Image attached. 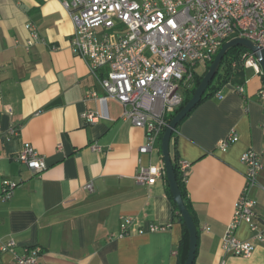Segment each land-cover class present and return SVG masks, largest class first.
I'll return each mask as SVG.
<instances>
[{
    "label": "crops",
    "instance_id": "obj_1",
    "mask_svg": "<svg viewBox=\"0 0 264 264\" xmlns=\"http://www.w3.org/2000/svg\"><path fill=\"white\" fill-rule=\"evenodd\" d=\"M28 24L40 37L30 49ZM73 34L62 0H0V197L5 181L18 184L9 200L0 198V239H14L16 253L39 247L40 264H177L183 227L168 196L166 172L152 186L135 180L140 167L163 166L160 143L157 152L140 154L146 133L124 118L114 100H108L105 118L94 124L83 119L102 109L87 95L105 92L73 54ZM263 85L254 73L243 96L224 86L223 98L196 107L171 145V154L189 164L186 191L198 223L194 264H264V243L254 240L245 223L236 236L256 245L252 257L225 255L221 248L244 186L241 156L250 149L263 164L252 196L264 230ZM11 128L17 136L7 135ZM232 131L238 142L219 150ZM25 144L45 158L44 172L34 174L18 161ZM127 217L135 226L119 238ZM152 225L166 229L151 233ZM0 264H17L14 253L2 254Z\"/></svg>",
    "mask_w": 264,
    "mask_h": 264
},
{
    "label": "built area",
    "instance_id": "obj_2",
    "mask_svg": "<svg viewBox=\"0 0 264 264\" xmlns=\"http://www.w3.org/2000/svg\"><path fill=\"white\" fill-rule=\"evenodd\" d=\"M62 5L74 25L72 52L86 62L105 92L103 97L95 92L87 95L86 98L98 101L102 109L86 113L83 119L94 124L106 117L108 100L118 102L124 118L146 133L140 154L158 151L157 145L167 127L166 115L180 108L185 92L194 87L198 69L206 70L224 44L241 38L264 51V0H62ZM27 28L30 38L26 46L30 49L40 37L32 24ZM260 62L250 51L239 58L245 72L252 69L263 79ZM236 65L233 62L232 67ZM101 72L103 76H99ZM248 83L245 76L243 84L233 85L234 92L243 96ZM215 96L223 98L220 91ZM258 98L264 103V85ZM7 135L17 136L18 129H9ZM238 140V133L232 131L218 144V149L226 152ZM17 159L34 174L47 169L45 158L31 144L23 146ZM241 162L246 167L244 186L221 248L225 255L249 259L256 245L240 240L236 231L245 223L254 240L264 243L257 201L252 196L263 164L260 155L251 149L243 153ZM178 167L186 181L189 164L178 161ZM164 172V164L140 167L135 180L140 185L152 186ZM17 187L18 184L5 181L0 198L9 200ZM86 189L91 192L92 185ZM134 226L133 218L122 219L118 237L129 235ZM165 229L152 225L149 231ZM138 233L144 234L145 230L139 229ZM17 248L14 239H0V257L11 252L17 264H40L39 247H24L21 253H16Z\"/></svg>",
    "mask_w": 264,
    "mask_h": 264
},
{
    "label": "water",
    "instance_id": "obj_3",
    "mask_svg": "<svg viewBox=\"0 0 264 264\" xmlns=\"http://www.w3.org/2000/svg\"><path fill=\"white\" fill-rule=\"evenodd\" d=\"M242 47L247 49L248 51L257 55L258 58L261 59L260 65L262 67L264 73V51L260 50L259 47L246 39H234L222 46L219 53L217 54L214 62L209 67L207 74L204 76L200 85L196 88L192 98L188 101V103L183 107V109L173 118L171 123L167 126L162 141V156L164 162V169L166 172L167 181L169 184V189L171 191L173 201L178 207L179 213L183 218V221L186 225V228L189 233V251L187 255V259L185 264H194L196 259V252L198 247V229L197 226L186 206L184 198L182 196L179 184L176 179V174L174 170V166L171 160L170 153V143L173 133L176 131L177 127L181 124V122L194 110L197 105L201 102L203 96L207 92L214 78L218 74L222 62L227 55V53L235 48ZM263 84H264V75H263Z\"/></svg>",
    "mask_w": 264,
    "mask_h": 264
},
{
    "label": "trees",
    "instance_id": "obj_4",
    "mask_svg": "<svg viewBox=\"0 0 264 264\" xmlns=\"http://www.w3.org/2000/svg\"><path fill=\"white\" fill-rule=\"evenodd\" d=\"M248 50L242 47H238L235 49L230 50L227 55L225 56L221 68L218 72V74L216 75V77L214 78L213 82L211 83L210 87L208 88L207 92L205 93V95L203 96L201 102L197 105V107L202 104L205 100H207L208 98H211L213 96H215L224 86L228 85V84H232V85H240L244 83L245 80V71L241 65V63H239V58L240 56L247 52ZM219 53V52H218ZM216 58V57H215ZM233 62H237L236 67H232ZM213 63V62H212ZM211 65H209L207 67V69L205 70V72L201 73H196L195 74V83H194V87L185 92V97H184V101L182 103V105L180 106V108L178 110H176L174 113L168 114L165 117V123L168 126L171 121L173 120V118L183 109V107L188 103V101L192 98L196 88L200 85V83L202 82L204 76L207 74L209 67ZM196 109V108H195ZM194 109V110H195ZM192 110L191 113L194 111ZM191 113L181 122V124L191 115ZM181 124L177 127L176 131L173 133V136L171 138V143H170V148L172 143L174 142L175 138H176V134L178 132L179 127L181 126ZM167 128V127H166ZM165 128V130H166ZM164 130V132H165ZM164 133L161 135L160 137V146H161V141L163 138ZM171 153V151H170ZM171 160L174 166V170H175V174H176V179L177 182L179 184L182 196L184 198V201L186 203V206L197 226L198 229V223L196 220V216L194 213V210L192 208L191 203L189 202L188 196H187V191H186V181L184 180L179 167H178V161L179 158L176 154V152H173L171 154ZM168 196L170 201L172 202L174 211L177 212L179 221L182 224L183 227V237L182 240L180 242V245L178 247V250L176 252L177 255V264H185L186 259H187V255H188V251H189V233L188 230L186 228V225L183 221V218L181 217L178 207L175 204V202L173 201V197L171 194L170 189L168 188ZM198 249V247H197ZM197 253V252H196Z\"/></svg>",
    "mask_w": 264,
    "mask_h": 264
},
{
    "label": "rangeland",
    "instance_id": "obj_5",
    "mask_svg": "<svg viewBox=\"0 0 264 264\" xmlns=\"http://www.w3.org/2000/svg\"><path fill=\"white\" fill-rule=\"evenodd\" d=\"M202 70H203V69H202ZM200 71H201V69H198V73H200ZM253 74H254V71H253L252 69L248 71V76H249V78L252 77Z\"/></svg>",
    "mask_w": 264,
    "mask_h": 264
}]
</instances>
